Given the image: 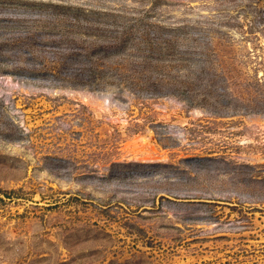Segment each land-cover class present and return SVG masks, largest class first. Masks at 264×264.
Instances as JSON below:
<instances>
[{
	"label": "rangeland",
	"instance_id": "1",
	"mask_svg": "<svg viewBox=\"0 0 264 264\" xmlns=\"http://www.w3.org/2000/svg\"><path fill=\"white\" fill-rule=\"evenodd\" d=\"M0 264H264V0H0Z\"/></svg>",
	"mask_w": 264,
	"mask_h": 264
}]
</instances>
